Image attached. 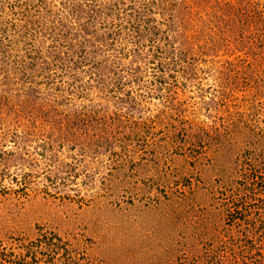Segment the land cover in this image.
<instances>
[{
    "label": "rangeland",
    "instance_id": "rangeland-1",
    "mask_svg": "<svg viewBox=\"0 0 264 264\" xmlns=\"http://www.w3.org/2000/svg\"><path fill=\"white\" fill-rule=\"evenodd\" d=\"M0 264H264V0H0Z\"/></svg>",
    "mask_w": 264,
    "mask_h": 264
}]
</instances>
